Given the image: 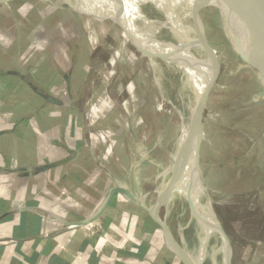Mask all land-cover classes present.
I'll use <instances>...</instances> for the list:
<instances>
[{"label":"rangeland","instance_id":"374dc122","mask_svg":"<svg viewBox=\"0 0 264 264\" xmlns=\"http://www.w3.org/2000/svg\"><path fill=\"white\" fill-rule=\"evenodd\" d=\"M199 11L217 58L199 151V171L210 195L206 208L235 246L234 264H264V79L233 43L221 11ZM146 17L153 37L162 39L170 70L187 67L189 57L179 47L185 39L170 34L174 39L167 41L165 28ZM87 18L40 0H0V57L25 72L35 71L37 64V74L57 77L55 93L64 98L62 78L71 72L77 107L65 116L72 114L84 127L89 168L108 167L125 185L124 175L132 168L141 185L139 201L151 209L179 153L174 107L162 99L155 72L122 29L109 20Z\"/></svg>","mask_w":264,"mask_h":264},{"label":"crops","instance_id":"0c3cea01","mask_svg":"<svg viewBox=\"0 0 264 264\" xmlns=\"http://www.w3.org/2000/svg\"><path fill=\"white\" fill-rule=\"evenodd\" d=\"M256 1L264 18V0ZM7 65L0 57V264H182L140 203L135 171L125 185L108 167L89 168L84 127L65 116L77 107L71 72L62 78L68 100L37 64L30 72ZM115 188L135 200L110 197Z\"/></svg>","mask_w":264,"mask_h":264},{"label":"bare ground","instance_id":"6f19581e","mask_svg":"<svg viewBox=\"0 0 264 264\" xmlns=\"http://www.w3.org/2000/svg\"><path fill=\"white\" fill-rule=\"evenodd\" d=\"M40 1L52 8L71 9L81 16L88 17L87 19L92 22L112 21L122 29L127 42L136 46L137 52L149 62L151 69L155 72L156 85L162 99L165 102H170L174 107L181 129L178 139L179 149L185 143L199 100L205 94L208 84L217 72V70L215 71L217 61H215L214 52L204 42L205 29L202 21L198 18L199 10L202 7L206 9L210 5L219 6L223 10L224 27L227 33L232 35L233 43L241 49L240 53L244 58L251 56L252 60L257 62L250 44L241 37L239 25L235 22V19L246 20L244 10L231 4L214 3L211 0H147L155 15H158L157 20L165 28L162 31V37L171 42L174 39L170 35L171 33L185 39L180 46L172 44L173 47L179 46L181 51H186L185 55L189 57V65L177 73L170 70L172 66L170 67L169 59L165 58V49L161 44L162 39L160 38V42L153 37L143 0ZM229 18L233 20L235 29ZM252 48L255 49L254 46ZM167 73L173 78L172 80L169 79ZM177 76L180 79H177ZM202 141L203 135L200 144ZM196 161L197 148L186 158V164L175 191L165 195H162L163 192H161V197H158L159 203L165 209L163 218L165 217L167 226L178 241L180 252L189 259L190 264H234L235 246L232 242L224 241L218 233L219 226L209 215L210 212L206 207L210 195L203 184L201 172L196 168ZM174 167L175 165L171 170ZM191 185L194 186L193 189ZM191 198L205 212L207 219L205 222L193 215L188 204V200ZM155 213L161 218L160 211ZM176 223H180V225L177 226Z\"/></svg>","mask_w":264,"mask_h":264},{"label":"water","instance_id":"95a60500","mask_svg":"<svg viewBox=\"0 0 264 264\" xmlns=\"http://www.w3.org/2000/svg\"><path fill=\"white\" fill-rule=\"evenodd\" d=\"M211 1L214 3L231 4V5L243 8L244 14H245V17L244 16L243 17L246 18V20L235 19V22L238 23L239 25L238 27L240 30L241 37L245 41H247V43L250 44L249 46L252 52L254 53V55L256 56L257 62L253 61L252 60L253 58H251V56H248V57L245 56L244 59L254 69H256L258 73L260 74V76L262 77V79H264V18H263L259 3L256 0H211ZM209 7L217 8L223 14V10L219 6L210 5ZM236 16L238 15L236 14ZM204 42L208 47V43L207 41H205V38H204ZM251 44L255 47V49L252 48L253 46ZM210 54L211 53L209 51V55ZM213 54H215V52ZM214 58H215V61H217V58L216 57ZM216 76H214L212 81L208 84L205 94L199 100V103L195 109V113L193 114V117H192L191 128L186 137L185 143L179 149L178 157L175 162V167L172 170V176H171L170 182L168 183L167 187L163 191L162 195H165L166 193H169V192L173 193L175 191L176 186L179 183L180 177L182 176L184 165L186 164L185 160L196 150V148H197L196 168L199 171V168H200L199 167V158H200L199 151H200V146H201L200 140L203 135L204 114H205V109L207 106L208 96H209L211 89L213 88ZM191 188L193 189L194 186L191 185ZM115 194H123L127 196L128 198L135 200V197L129 191L122 189V188H115L111 192L110 197L114 196ZM138 196L139 198L141 197V194H139V192H138ZM159 197H161V194L159 195ZM188 204H189V208L191 209L193 215L197 217V219H199L202 222H205L207 220L205 218V212L203 211V209L192 198L188 200ZM162 207L163 206L161 205V203H159V201L157 200L156 204L151 209H145V210L164 231L165 236L167 238V241L172 251L177 255L179 259L183 261L184 264H190L189 259L187 257H184L183 254L180 252L181 248L179 246V243L175 239V237L172 235L171 230L167 226V223L165 222V220L158 217L155 213L156 211H160ZM209 215L211 216V218H213L216 221L217 225L219 226V230H218L219 235L224 239V241L230 242V239L225 233L224 228L221 225L218 218L213 216L212 214H209ZM82 224L83 223H79V224L75 223L74 227L80 226Z\"/></svg>","mask_w":264,"mask_h":264}]
</instances>
